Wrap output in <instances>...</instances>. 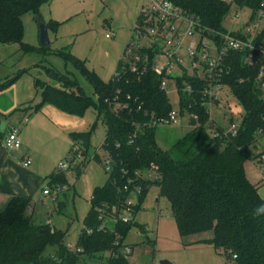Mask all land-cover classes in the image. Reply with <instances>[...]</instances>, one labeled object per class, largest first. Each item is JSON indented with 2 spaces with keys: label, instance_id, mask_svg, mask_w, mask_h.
<instances>
[{
  "label": "trees",
  "instance_id": "1",
  "mask_svg": "<svg viewBox=\"0 0 264 264\" xmlns=\"http://www.w3.org/2000/svg\"><path fill=\"white\" fill-rule=\"evenodd\" d=\"M50 1L0 0V44H17L26 54L55 52L90 83L98 98L95 105L97 117L104 115L107 127L102 149L104 158L110 159L111 170H105L106 164L96 151L90 154L96 124L91 130L70 133L72 147L69 153L79 154L82 158L71 170L80 176L87 163L95 160L106 173L104 184L93 191L91 208L84 219L76 250L66 244V231L51 223L32 220L27 213L31 198L14 196L0 212V264H78L83 257L104 254L107 258L102 264H131L129 256L122 254L126 236L133 226H138L144 233L146 227L133 220L129 223L106 220L108 225L100 230L103 220L98 209L104 208V213H108L114 206L119 208L141 188L133 206L132 215L135 216L153 185L159 188L160 196L169 201L181 237H201L193 244L207 245L223 252L226 264H264V216L252 215L256 206L264 203L260 193L262 186L252 183L244 169L246 159L251 156L248 149L264 138V90L257 82L261 61L250 66L247 63L248 52L230 51L223 62L221 83L242 108L240 128L235 136L215 138L208 134L207 129L214 126V121L202 100L207 81L190 76L178 78L180 114L189 117L191 129L171 148L162 149L156 141L157 127L145 124L153 116L167 118L173 110L167 90L161 88L163 77L151 71L135 74L120 59L112 78L104 81L84 61L73 56L67 47L52 50L50 45L33 46L24 42V15L32 13L43 20L40 8ZM177 4L199 17L202 28L213 31L217 36L227 32L223 23L232 5L250 9L252 17L258 13L264 15V0H177ZM140 22L141 12L136 27ZM47 26L56 29L58 23L51 20ZM139 52L148 54L152 60L151 48H140ZM254 56L258 58L259 54L254 52ZM44 68L49 79L57 85L35 78L41 102L33 107L29 105L26 110L31 109L35 113L44 105H51L61 112L82 117L92 104L90 97L78 83L68 78L69 75ZM26 71L0 80V91L9 88ZM186 84L193 87L192 92L183 91ZM116 101L127 105V108L114 109ZM263 155L264 152L255 159L262 161ZM48 180L52 189L58 185L67 186L57 194L75 187L60 169ZM204 236L207 237L202 238ZM116 241L120 246H116ZM129 246L134 250L133 245ZM49 247L54 248L52 254H46Z\"/></svg>",
  "mask_w": 264,
  "mask_h": 264
},
{
  "label": "rangeland",
  "instance_id": "2",
  "mask_svg": "<svg viewBox=\"0 0 264 264\" xmlns=\"http://www.w3.org/2000/svg\"><path fill=\"white\" fill-rule=\"evenodd\" d=\"M145 0H51L41 7L43 21L47 25L51 20L58 23V27L48 28L50 47L52 50H59L67 47L69 52L84 61L86 66L94 71L102 80L109 81L114 75L120 59L125 58L124 50L131 41L135 46L148 47L151 44L149 39L142 38L134 31L137 17L141 12ZM238 17H235V15ZM252 11L248 8L239 9L233 5L230 14L224 20V27L230 31L241 29L247 22L259 23L264 27V19L256 14L252 19ZM24 42L33 46H40L39 29L36 17L32 13H27L23 17ZM186 26L182 28L184 32ZM107 34L111 35L110 38ZM199 39L198 35L188 38L186 45ZM183 57V66L192 74V63L186 56ZM49 67L60 74L69 75V79L74 80L82 88L84 93L90 97L92 104L86 110L82 120L87 122V130L92 132L90 152L96 151L102 162H104V150L102 143L107 133L104 122V115L97 117L95 105L98 98L94 94L90 83L84 79L61 55L54 53L38 54L24 53L17 44H0V80L12 78L19 71L24 72L13 86L24 88L28 82H33L39 78L44 82L57 85L49 79L45 68ZM202 68L199 74H202ZM174 75L180 74V70H175ZM6 90V89H5ZM36 90L34 89V94ZM222 103L227 106L237 105L236 99L229 94L227 89L222 90ZM168 95L175 109L179 107V96L175 91V86L170 83ZM36 97L41 98L36 92ZM229 110V109H228ZM211 118L214 126L208 128V134L212 136L218 128H228L231 119L234 123L239 122L237 116L224 112L219 106L214 104L211 111ZM85 129V130H86ZM191 129L189 117L180 116L176 124H162L156 129V141L162 149H169L173 144ZM83 131V130H82ZM71 147V146H70ZM251 154L244 163V169L249 180L254 184L261 185L260 193L264 197V155L262 161L255 159V156L264 152V138L258 141L256 146L248 149ZM70 156V153L67 152ZM65 155L57 167L67 164ZM66 178L70 184H76L78 193L69 194L65 207L61 210L58 204H53L51 200L47 203L33 204V219L39 223L50 222L66 231L65 242L73 250H76V243L79 233L83 227V216L91 207L93 184L103 182L106 178L104 168L95 160L87 163L85 172L80 176L70 168L64 169ZM99 185V184H98ZM133 199L136 201L135 196ZM30 213V209L27 211ZM131 219L140 225H144L147 231L144 233L138 226H133L129 231L124 243L133 245L134 250L129 255L131 264H162L168 261L170 264H226V256L223 252H218L213 248L205 246L190 245L199 236L181 237L177 223L172 215L171 205L165 197L160 196V190L153 185L149 188L141 209ZM54 248L49 247L46 254H52ZM101 257V258H100ZM107 258L104 256L83 257L78 264H102Z\"/></svg>",
  "mask_w": 264,
  "mask_h": 264
},
{
  "label": "built area",
  "instance_id": "3",
  "mask_svg": "<svg viewBox=\"0 0 264 264\" xmlns=\"http://www.w3.org/2000/svg\"><path fill=\"white\" fill-rule=\"evenodd\" d=\"M233 6V5H232ZM260 19H264L262 13H258ZM253 15V14H252ZM235 17H238L236 14ZM252 19V16L251 18ZM186 26L182 33V28ZM217 34L213 31L202 28L199 17L183 10L178 4L177 0H145V4L141 10V22L134 30L142 38L149 39L151 44L148 47L135 46L128 43L126 50L124 51L123 64L133 73L143 75L148 71L155 73L163 77L161 81V88L167 90L172 82L175 86V91L179 96V88L177 87L176 80L180 77L190 76L193 78H201L207 81L208 86L203 92V105L206 107L210 119L211 111L214 106H219L224 112L231 114L232 117L238 118L242 114V108L238 104L227 106L222 102V90L224 85L221 83L222 76L224 74L223 62L230 51H246L248 52L247 63L252 66L258 60L261 61L259 72L257 75V82L264 90V37L261 35L264 33V27L259 23L247 22L241 29L236 31H230ZM233 32L237 34H232ZM198 35L199 39L190 42L186 45L188 38ZM110 38L111 35L107 34ZM151 48L153 52L152 60H149L148 54H141L139 49ZM254 52L259 54L258 58L254 56ZM186 56L192 63V74L190 75L188 69L183 66V57ZM202 68V74H199V69ZM175 70H180L181 73L174 75ZM183 91L192 92L193 87L190 84H186L183 87ZM121 108H127V105H123L120 102H115L114 109L119 110ZM229 109V110H228ZM182 116L180 114V106L178 109L173 107V110L169 113L167 118L152 120L145 124L148 127H158L162 124H176L178 118ZM29 117L26 115L23 119V123L28 121ZM213 121V120H212ZM139 127V125H137ZM240 128V120L238 123L231 121V125L223 131H217L213 134L215 138H221L222 136H235ZM21 130L19 126L11 125L6 132L3 139V146L7 151H16L22 149V141L20 138ZM67 164H62L58 169L63 170L66 168H73L81 161V155L76 156L73 152L70 156L67 155ZM22 163L28 167L31 165V158L25 155ZM106 164L105 170L109 172L110 159L106 156L104 158ZM67 189V186H56L55 188H46L44 195H50L52 193L57 194ZM127 189V187H125ZM141 188H138L136 195L140 192ZM136 204L133 196L126 200L124 205L119 208L117 206L112 207L108 213H104V208H99L101 212L100 219L103 220V224L100 230H104L108 225L106 220H121L123 223H129L132 219L129 216L132 215L133 206ZM91 233V230L88 231ZM116 246H120V242L116 241ZM122 254L129 256L133 250L129 245H124ZM117 255L114 253V256Z\"/></svg>",
  "mask_w": 264,
  "mask_h": 264
},
{
  "label": "crops",
  "instance_id": "4",
  "mask_svg": "<svg viewBox=\"0 0 264 264\" xmlns=\"http://www.w3.org/2000/svg\"><path fill=\"white\" fill-rule=\"evenodd\" d=\"M33 85L36 90L34 82ZM34 89L32 82H28L24 88H19L17 85L0 91V212L12 197H27L32 199L29 208V215L32 220H34L33 204L47 203L51 200L53 204H58L61 210L62 207H65L69 194H73L72 199L75 200V194L78 193L76 184L71 191L60 194L44 195L43 192L46 188H50L48 177L58 169V164L72 147L69 134L87 130L85 120L61 112L51 105H44L40 111L35 113H32L31 109L26 110L29 105L33 107L41 102V98L36 97L38 91L36 90L34 94ZM26 115L29 119L23 123ZM2 124H4L3 131H1ZM11 125L20 127V138L23 144L20 150L7 151L3 146V139ZM3 132L4 134L1 135ZM25 155L30 157L32 161L28 167L22 163ZM105 180L106 178L103 182L93 184L92 194L96 187L104 184ZM90 208L83 216V222ZM51 224L57 227L54 223ZM57 228L61 229L60 227ZM205 237L207 236L202 238ZM199 238L201 237L193 240L190 244ZM193 245L207 246L203 244Z\"/></svg>",
  "mask_w": 264,
  "mask_h": 264
},
{
  "label": "water",
  "instance_id": "5",
  "mask_svg": "<svg viewBox=\"0 0 264 264\" xmlns=\"http://www.w3.org/2000/svg\"><path fill=\"white\" fill-rule=\"evenodd\" d=\"M36 22L38 24L39 29V40H40V46H49L51 44V40L49 38V30L48 26L45 24V22L38 16H36ZM193 78H196L194 75ZM4 130V124L1 126V131ZM162 264H170L168 261H163Z\"/></svg>",
  "mask_w": 264,
  "mask_h": 264
},
{
  "label": "clouds",
  "instance_id": "6",
  "mask_svg": "<svg viewBox=\"0 0 264 264\" xmlns=\"http://www.w3.org/2000/svg\"><path fill=\"white\" fill-rule=\"evenodd\" d=\"M252 215L254 217L264 216V203H261L258 206H256V208L253 210Z\"/></svg>",
  "mask_w": 264,
  "mask_h": 264
}]
</instances>
